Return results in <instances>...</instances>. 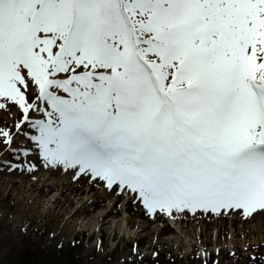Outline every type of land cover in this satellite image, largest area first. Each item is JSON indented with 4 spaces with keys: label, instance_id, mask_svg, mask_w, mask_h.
Masks as SVG:
<instances>
[{
    "label": "snow or ice",
    "instance_id": "obj_1",
    "mask_svg": "<svg viewBox=\"0 0 264 264\" xmlns=\"http://www.w3.org/2000/svg\"><path fill=\"white\" fill-rule=\"evenodd\" d=\"M0 112L3 170L264 215V0H0Z\"/></svg>",
    "mask_w": 264,
    "mask_h": 264
},
{
    "label": "bare ground",
    "instance_id": "obj_2",
    "mask_svg": "<svg viewBox=\"0 0 264 264\" xmlns=\"http://www.w3.org/2000/svg\"><path fill=\"white\" fill-rule=\"evenodd\" d=\"M12 175L0 172V190L5 189L7 193L17 190L16 195L21 194L20 204L29 205V209L44 207V216L57 213V219L62 224L61 233L64 235L67 227L90 231L89 238L94 232H99L102 236L109 234V240L115 245V239L119 235L122 239L132 234L145 233L146 236L155 238V248L161 246L164 250H173L175 255L183 250V258L193 255L195 260L203 261L196 256L199 251L207 248L203 257L206 260V255L211 254L208 259L210 261L231 251L235 255L224 256L223 260L241 259L243 245H246L250 234L257 232L253 227L244 225L238 218H231L230 227L225 218L209 220L205 215L193 218L176 214L178 218L173 224L163 213L148 218L145 212L139 209L137 204L128 201L127 197H117L104 187H97L86 180H73L69 173L45 169L42 172L20 171L17 176ZM6 227L12 230V222H7ZM212 228L216 230L213 239L214 250L208 249ZM222 239L225 244L218 247ZM100 245L105 247L106 254L112 256L115 247L108 249L103 242ZM254 245L255 242L250 243L243 252L249 251Z\"/></svg>",
    "mask_w": 264,
    "mask_h": 264
},
{
    "label": "rangeland",
    "instance_id": "obj_3",
    "mask_svg": "<svg viewBox=\"0 0 264 264\" xmlns=\"http://www.w3.org/2000/svg\"><path fill=\"white\" fill-rule=\"evenodd\" d=\"M3 118V113L0 112V119ZM7 154L0 155V157ZM5 157V159H6ZM1 172L4 175L12 176L19 174L20 171L9 172L3 170ZM45 168L40 167L37 172L44 171ZM70 174V173H69ZM100 186V185H99ZM98 186V187H99ZM17 190H11L7 193L5 189L0 190V264H20L18 256L25 251L34 252L37 249L41 250L39 261L40 264H71L72 260H75L76 264H128V257L134 258L136 264H205V253L199 251L197 253L198 258L203 261L195 260L192 256H189L186 260L183 258V251L175 256L173 250L167 252L163 248H155V238L153 236H146L145 233L132 234L126 238H120L119 235L115 240V249L111 254H106L105 247L98 243V235L92 240L87 241L90 231H83L75 228H65V235L61 233L62 224L57 219V213H52L50 216H44V207H32L29 209V205H23L19 203L21 194L16 195ZM138 207L139 204H137ZM244 225L253 227L257 230L256 233L250 234L247 243L255 242L253 248L248 252L241 253V259L233 261V258L229 260H223L222 257H214L208 262V264H215L218 260L219 264H251L249 257L253 254H260L264 251V215H256L250 219H242ZM7 222H12V230H8L6 227ZM229 223V221H226ZM230 227V223H229ZM16 230V231H14ZM135 232V229H134ZM212 237L210 239V245L214 249V237L216 230L211 229ZM139 240L141 245L139 249L140 256L136 257L133 252L135 246V240ZM106 247L114 248V242L109 240V234L101 236V240ZM223 242L220 243L222 245ZM146 246H149L147 248ZM248 244L243 248H246ZM54 248L59 249L60 254L54 253ZM187 248H185L186 250ZM209 249V247H208ZM157 252L159 258H154L153 253ZM264 254V253H261ZM203 257V258H202Z\"/></svg>",
    "mask_w": 264,
    "mask_h": 264
},
{
    "label": "trees",
    "instance_id": "obj_4",
    "mask_svg": "<svg viewBox=\"0 0 264 264\" xmlns=\"http://www.w3.org/2000/svg\"><path fill=\"white\" fill-rule=\"evenodd\" d=\"M20 255L22 257L21 259H19L21 264H40L39 261L41 260V258L36 257L33 253L30 254L28 251H26Z\"/></svg>",
    "mask_w": 264,
    "mask_h": 264
}]
</instances>
